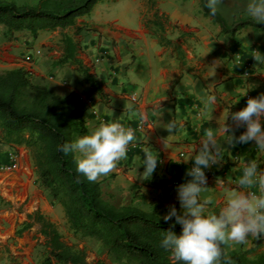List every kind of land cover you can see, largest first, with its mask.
Returning <instances> with one entry per match:
<instances>
[{
  "label": "crops",
  "instance_id": "1",
  "mask_svg": "<svg viewBox=\"0 0 264 264\" xmlns=\"http://www.w3.org/2000/svg\"><path fill=\"white\" fill-rule=\"evenodd\" d=\"M9 1L18 5L37 2ZM132 1L134 4L120 8L118 15L101 14L97 4L89 15L77 22L78 26L86 27L74 36L78 43L77 58L99 81L103 98L86 86L75 65H54L63 52L61 40L58 42L55 35L59 34L61 39V33L70 29L42 32L35 39L38 41L36 45L31 38L24 41L16 38V34L25 32L15 33L7 40L3 30L0 70L24 67L36 82L47 84L62 97L69 96L84 112L89 133L101 122L118 120L134 130L142 123V129L135 131L136 139L128 147L127 159L120 161L108 176L98 180L103 194L116 206L133 203L145 211L165 213L172 205L179 211L176 189L191 179L186 172L193 166L190 157L204 130L218 127L228 110L233 113L245 107L247 95L256 97L264 93V61L253 59L256 51L264 55V26L245 27L232 37L221 34L219 26L205 20L201 10L197 14L190 12L191 5L195 7L199 0L197 3L185 0V7L166 8L162 11L177 25L169 29L168 37L184 42L186 55L181 64L172 48L158 45L143 28L144 2ZM248 2L229 0L224 13L227 23L231 24L240 16H248ZM73 33L74 30L72 36ZM45 34H50L51 39H44L42 35ZM55 42L60 46H55ZM27 54L33 58L29 66L22 61ZM237 56L251 64L249 77H243L246 70L243 64L236 63ZM247 89L246 95L242 96ZM210 94L217 97V105L208 121L203 99ZM129 104H132V111L128 109ZM169 120L177 122L171 134L163 128ZM226 123L237 137L246 130L243 125L237 127L231 115ZM146 138L158 158L150 178L141 174L144 171ZM220 139L225 149L221 160L203 169L209 190L202 193V197L211 196L213 202L210 206L215 210L227 199V190L238 187L237 181L245 163L258 160L260 168H264V152L257 150L254 141L233 146L224 143L223 137ZM11 152L17 155L16 163L9 170H0V264H40L44 242L39 232L40 225L33 223L19 235L16 232L24 223L32 222L27 216L35 212L55 225L64 215L62 208L39 188L32 158L25 147L0 141V166L10 164L8 154ZM249 249L264 253V237H249L246 244L224 246L225 251ZM13 258L16 263L11 261Z\"/></svg>",
  "mask_w": 264,
  "mask_h": 264
},
{
  "label": "trees",
  "instance_id": "2",
  "mask_svg": "<svg viewBox=\"0 0 264 264\" xmlns=\"http://www.w3.org/2000/svg\"><path fill=\"white\" fill-rule=\"evenodd\" d=\"M105 1L117 0H37L34 5L0 0V26L7 40L20 32L35 40L42 32L74 29L73 36L61 33L63 52L54 65H75L86 86L103 98L99 81L77 58L78 43L74 36L86 29L77 25L78 19ZM142 1L143 28L158 45L172 48L183 64L184 42L168 37L169 29L177 25L159 8L160 0ZM205 4L206 0H199L202 16L218 25L223 35L233 37L245 27L264 26L249 16H240L228 24L218 11L211 15ZM85 134L89 130L84 112L69 96L62 97L47 84L36 82L24 67L0 70V141L29 151L39 188L62 208L73 235L99 242L116 263L177 264L170 251L160 246L161 231L171 228L177 235L181 233L179 224L173 227L175 218L168 222L162 219L168 210L145 211L133 203L116 206L105 198L101 182H90L77 171L75 153L59 151L62 145ZM27 219L32 222L24 223L16 234L33 223L40 225L39 232L44 238L40 264H106L102 259L88 263L86 252L64 241L56 225L40 213L28 215ZM224 252L231 264H264V253L255 249Z\"/></svg>",
  "mask_w": 264,
  "mask_h": 264
},
{
  "label": "clouds",
  "instance_id": "3",
  "mask_svg": "<svg viewBox=\"0 0 264 264\" xmlns=\"http://www.w3.org/2000/svg\"><path fill=\"white\" fill-rule=\"evenodd\" d=\"M220 2L221 0H206L205 7L214 16ZM246 12L255 22L264 23V0H249ZM253 59L262 62L264 55L256 51ZM247 91L248 89L242 96ZM216 101L214 94L203 99L208 121L212 119ZM128 109L133 110L132 104L128 105ZM229 115L237 127L243 125L246 128L238 137L226 123ZM262 120L264 93L249 97L246 106L237 112H225L218 127H207L204 130L199 145L190 157L193 166L186 172L191 179L179 184L176 189L179 211L175 206L169 205V210L162 217L165 222L175 218L173 227L175 224L181 226L179 235L171 228L161 231L160 240V246L170 251L177 264H231L230 259L225 256L224 246L246 244L249 237H264V168H260V161L251 160L243 165L242 175L237 181L238 187L227 190V199L218 210L210 206L213 202L211 196L202 197V193L209 190L203 169L217 164L222 158L221 153L225 151L220 137H223L224 143L233 146L235 143L254 141L257 150L264 152ZM176 127L175 120H169L163 126L169 134ZM135 139L133 128L113 120L101 122L89 134L62 145L59 151L65 154L77 153V171L88 181L96 182L112 173L120 161L127 159L128 147ZM143 152L144 171L141 174L150 178L157 167L158 158L147 144V138ZM253 188L256 191H250Z\"/></svg>",
  "mask_w": 264,
  "mask_h": 264
},
{
  "label": "rangeland",
  "instance_id": "4",
  "mask_svg": "<svg viewBox=\"0 0 264 264\" xmlns=\"http://www.w3.org/2000/svg\"><path fill=\"white\" fill-rule=\"evenodd\" d=\"M194 3H197L198 0H193ZM228 1L229 0H221V2L218 4L217 6V11L222 15V17L225 19L227 16H225V11L227 12V6H228ZM108 1L105 2H100L98 3L97 10H101V14L103 13L104 15L107 13H116L115 15L120 14V8L125 7L128 8L127 4H134V2L132 0H117L116 2H112V3H107ZM190 3V2H189ZM191 4V3H190ZM178 5H182L183 4V0H160L159 2V8L161 10H165L166 8L169 7H177ZM185 7V6H184ZM198 10H201L199 4L197 3L195 5V7H192L191 5V11L190 12H198ZM204 18V17H203ZM205 20H210L208 18H204ZM226 20V19H225ZM229 24V23H228ZM74 29H70L69 31H67V33H69L70 35L72 34ZM2 31H3V27L0 26V38L2 37ZM90 31V30H89ZM50 34H45L42 35V37L46 40L47 39H51V37H49ZM16 38L21 39L22 41L27 40L29 38H31L29 36V34L27 33H20V34H16ZM32 39V38H31ZM55 39L60 42V35H55ZM79 39V38H78ZM34 43L36 45V43H38V41L33 40ZM80 44V42H79ZM55 46H60L58 45L57 42H55ZM55 51H58V49L54 48ZM31 55V54H30ZM25 56L22 58L23 63L29 66L31 63H27L25 61ZM32 63H33V58H32ZM58 231L61 233L64 241H66L68 244L70 245H74L79 249H83L86 252L87 255V262L88 263H92L94 260L97 259H102L105 261L106 264H121V263H116L114 262L111 257L109 255H107L105 249L102 247V245L93 240V239H89V238H79L77 236H74L73 233L69 230L68 228V224L65 221V218L60 217V222H58V224L56 225ZM8 258V257H7ZM11 261H14L16 263V259H11ZM19 264V263H17Z\"/></svg>",
  "mask_w": 264,
  "mask_h": 264
},
{
  "label": "built area",
  "instance_id": "5",
  "mask_svg": "<svg viewBox=\"0 0 264 264\" xmlns=\"http://www.w3.org/2000/svg\"><path fill=\"white\" fill-rule=\"evenodd\" d=\"M25 61L27 63H32V56L30 54H27L25 56ZM237 64L241 65L243 64L244 66V69L246 70L242 75L243 77L247 78L249 77L250 75V70H251V64L248 62V61H243L241 59V56H237V61H236ZM247 99L250 97L249 95L246 96ZM132 100L134 101L135 99L132 98ZM90 103V101H88V104ZM142 129V123H139L138 126L135 128V131H140ZM8 160H9V163L8 165H1L0 166V170L1 171H4V170H9L11 166H13L16 161H17V155L14 153V152H11L8 154Z\"/></svg>",
  "mask_w": 264,
  "mask_h": 264
}]
</instances>
